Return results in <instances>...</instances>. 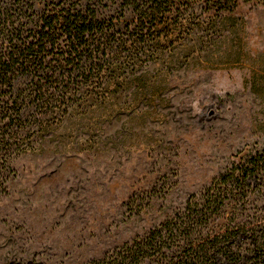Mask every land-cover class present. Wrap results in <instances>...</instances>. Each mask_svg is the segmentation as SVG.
Returning a JSON list of instances; mask_svg holds the SVG:
<instances>
[{"label":"rangeland","instance_id":"374dc122","mask_svg":"<svg viewBox=\"0 0 264 264\" xmlns=\"http://www.w3.org/2000/svg\"><path fill=\"white\" fill-rule=\"evenodd\" d=\"M0 1L39 17L64 2ZM90 1L122 68L66 107L40 110L42 132L31 109L20 130L11 125L15 146L0 151V264L100 259L264 150V0L233 12H221L225 0H180L149 32L121 0ZM136 39L148 49L132 63ZM231 219H264V189L209 230Z\"/></svg>","mask_w":264,"mask_h":264},{"label":"trees","instance_id":"16d2710c","mask_svg":"<svg viewBox=\"0 0 264 264\" xmlns=\"http://www.w3.org/2000/svg\"><path fill=\"white\" fill-rule=\"evenodd\" d=\"M178 2L121 0V7L136 16L135 29L141 26L149 32ZM225 2L219 4L221 12H233L252 0ZM90 3L64 0L58 9L39 17L31 7L0 1V151L15 146L11 127L15 124L20 130L27 123V111L33 110L31 118L42 132L40 110L66 107L81 90L100 82L101 75L122 68L120 56L109 47L114 39L110 29ZM131 48L134 63L137 52H145L148 44L136 39ZM22 78L30 80L25 90L16 87ZM262 181L264 150L220 175L200 199L189 200L142 237L85 264H264V219L253 223L231 219L221 233L209 230L231 203L247 204L249 197L261 192Z\"/></svg>","mask_w":264,"mask_h":264}]
</instances>
